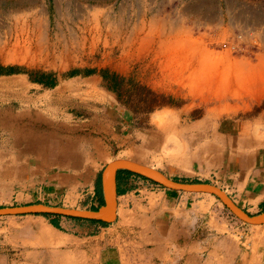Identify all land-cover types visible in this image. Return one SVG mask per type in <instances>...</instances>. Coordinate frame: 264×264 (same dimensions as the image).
Masks as SVG:
<instances>
[{
    "label": "rangeland",
    "instance_id": "1",
    "mask_svg": "<svg viewBox=\"0 0 264 264\" xmlns=\"http://www.w3.org/2000/svg\"><path fill=\"white\" fill-rule=\"evenodd\" d=\"M190 35L257 66L264 0H0V207L90 209L96 201L82 178L127 161L211 183L250 214L263 213L238 204L250 187L243 190L237 174L257 156L264 160V91H243L234 76L224 91L192 92L191 70L176 54ZM135 179L138 203L121 206L107 226L52 214L0 216V263L152 264L144 241L154 234V197L171 191ZM50 184L57 190L44 197ZM179 194L191 196L190 206L209 198L230 233L246 237L260 226L215 194Z\"/></svg>",
    "mask_w": 264,
    "mask_h": 264
},
{
    "label": "crops",
    "instance_id": "2",
    "mask_svg": "<svg viewBox=\"0 0 264 264\" xmlns=\"http://www.w3.org/2000/svg\"><path fill=\"white\" fill-rule=\"evenodd\" d=\"M257 158L259 161L252 159V162L244 163L241 172L237 174L238 182L244 183L243 190L250 187L248 190L250 193L239 194L238 204L242 207L250 205L252 209L264 208V160H260L259 156ZM137 174H131L120 169L116 171V213L121 206L129 204L131 201L135 204L138 203L136 198L138 189H134L135 186L133 185L134 182L136 183L135 178L139 176ZM82 180H79L81 184L89 186L87 195L91 194V196H88V199L96 201L92 202V206H94L90 210H93L97 206V202L102 200L103 205L102 169L97 170L90 178H82ZM56 190L52 184L47 185L43 195L44 197L54 196ZM168 190L171 192L164 193L160 197H154L159 198L158 204L160 206L156 207L155 212L151 215L155 217L151 226L154 234L151 239L144 241L148 246L147 260L149 263L264 264V224L261 223L258 224L260 225L258 227L249 228L250 232L246 237L240 233H230L228 224L219 217L217 212L211 209V205H207L209 198L198 200L190 206L191 196L180 195L177 190L169 188ZM107 223L110 224V222ZM96 224L107 226L100 223ZM248 238L253 242L252 248L242 246ZM0 264L4 263L1 262Z\"/></svg>",
    "mask_w": 264,
    "mask_h": 264
},
{
    "label": "water",
    "instance_id": "3",
    "mask_svg": "<svg viewBox=\"0 0 264 264\" xmlns=\"http://www.w3.org/2000/svg\"><path fill=\"white\" fill-rule=\"evenodd\" d=\"M118 169H128L147 178H150L165 187L177 191L185 192H209L219 196L224 203L242 220L260 224L264 222V212L252 215L233 202L218 186L208 182H188L170 178L161 172L148 166L127 161H115L109 164L103 172V195L104 204L96 210L75 209L65 206H53L42 203L28 205H14L0 207V216L5 215H24V214H52L60 216H71L91 220H101L112 222L116 217L117 204L115 200V174Z\"/></svg>",
    "mask_w": 264,
    "mask_h": 264
},
{
    "label": "bare ground",
    "instance_id": "4",
    "mask_svg": "<svg viewBox=\"0 0 264 264\" xmlns=\"http://www.w3.org/2000/svg\"><path fill=\"white\" fill-rule=\"evenodd\" d=\"M145 43L147 45L148 43H150V41H146ZM179 43L182 47L179 48L180 51L177 52L176 54L181 56V61H182L181 64L183 65V69L191 70V73L188 72L189 74L188 84L191 87L190 89L192 90V92L195 93L212 92L214 90L216 91V89H217L216 92L224 91L228 87L226 86L225 83L235 76L241 90L252 93L254 92L263 93L264 57L262 58L261 63L256 66V65H252L247 61L232 59L229 57V54L220 55V53L212 52L207 49V47L204 45V43H202L200 39L194 40L192 35L186 36L184 39L182 38V40H180ZM218 55L220 56V58H222L221 59L222 61L223 60L226 61L225 69L221 70L219 68L220 62H218L219 59L216 58L219 57ZM215 91L213 93H216ZM236 92L238 93L239 90ZM32 227L31 230L35 228ZM40 231L44 232L43 229L41 230L39 229L38 232Z\"/></svg>",
    "mask_w": 264,
    "mask_h": 264
},
{
    "label": "trees",
    "instance_id": "5",
    "mask_svg": "<svg viewBox=\"0 0 264 264\" xmlns=\"http://www.w3.org/2000/svg\"><path fill=\"white\" fill-rule=\"evenodd\" d=\"M121 171H126V172H129V173H131V174H137L136 172H133V171H131V170H128V169H120ZM137 175H139V176H142V177H144V178H146V179H150V178H147V177H145V176H143V175H141V174H137ZM152 180V179H151ZM152 181H154V180H152ZM155 182V181H154ZM155 183H158V182H155ZM177 192V191H176ZM103 203V200L101 201V204ZM99 208V206H96V207H94L93 209L94 210H96V209H98ZM58 216H60V215H57L56 217H58ZM53 218L52 220H51V222L54 224V225H56L57 227H59V224H58V220H57V218ZM91 221H93V222H95V223H100V224H102V225H108V223L107 222H104V221H101V220H91Z\"/></svg>",
    "mask_w": 264,
    "mask_h": 264
}]
</instances>
